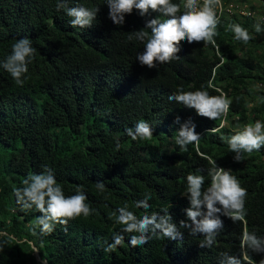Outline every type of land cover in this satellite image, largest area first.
I'll list each match as a JSON object with an SVG mask.
<instances>
[{"label": "trees", "instance_id": "trees-1", "mask_svg": "<svg viewBox=\"0 0 264 264\" xmlns=\"http://www.w3.org/2000/svg\"><path fill=\"white\" fill-rule=\"evenodd\" d=\"M57 2L0 0V61L23 37L37 49L23 87L0 68V232L15 237L5 244L0 264H220L221 252L238 256L245 228L258 236L264 231V148L236 162L227 144L245 124L264 121V33L253 29L257 22L264 27V0H246L248 14L237 9L219 14V48L182 41L179 59L157 69L140 65L136 55L143 44L128 37L158 13L141 17L134 9L117 26L108 18L105 0H69L70 7L99 8L93 26L80 29L70 26L63 10H56ZM230 2L243 4L222 0ZM232 23L254 38L247 45L237 42L228 29ZM180 89L227 93L232 104L226 120H209L169 101ZM177 117L180 123H175ZM189 119L200 141L181 149L177 131ZM139 120L151 125V139L133 141L126 135ZM208 157L231 169L247 189V224L221 216L224 228L211 248H201L203 237L181 229L182 240L154 237L132 247L131 234H125L123 247L103 250L120 231L109 215L124 204L138 217L145 215L134 207L145 193L152 196L147 215L168 210L177 226L187 220L185 178L204 175L207 187ZM45 166L54 170L65 195L82 185L96 212L70 221L66 232L57 225L51 234L38 236L31 228L40 213L21 211L13 190ZM97 181L105 184L103 193L97 191ZM31 244L39 248L38 259ZM254 259L258 264L261 256L254 254Z\"/></svg>", "mask_w": 264, "mask_h": 264}, {"label": "clouds", "instance_id": "clouds-1", "mask_svg": "<svg viewBox=\"0 0 264 264\" xmlns=\"http://www.w3.org/2000/svg\"><path fill=\"white\" fill-rule=\"evenodd\" d=\"M105 3L108 7V18L117 26H122L125 16L132 14L134 9L141 17L150 12L158 13L156 17L148 19L143 28L128 37L129 40L135 39L143 44V52H137L136 55V60L141 66L157 69L159 65L179 59L177 53L180 51L181 42L185 40L189 44L203 42L204 45L210 44L219 48L215 38L220 24L218 11L223 12L222 0H180L178 3H173L172 0H105ZM56 10L65 12L70 18L71 27L86 29L93 26L99 8L90 9L80 4L70 7L69 0H58ZM228 29L237 42L245 45L254 38L248 29L238 23L229 24ZM253 29L256 34L264 33L261 22L254 24ZM36 54L37 49L32 40L28 37L20 38L11 46V53L0 61V68L10 75L16 86L23 87L28 78L29 65L35 60ZM216 91L220 94L210 95L204 89H180L169 95L168 99L193 109L200 117L213 121L221 118L226 120L232 100L222 90ZM175 123H180L179 117ZM125 132L133 141L149 140L153 137L151 125L144 120H139L134 128H128ZM177 132L176 144L181 149L200 141L201 136L195 132V124L191 119L180 124ZM227 144L229 151L234 153L233 159L236 162L242 161L245 154L259 152L264 148V121L257 119L253 123L245 124L241 130L228 138ZM116 147L119 149V143ZM208 159L211 161V169L207 187L204 175L190 173L185 178L184 196L190 204V207L185 209L187 220H181L177 226L168 210H165L163 215H147L152 196L145 193L143 199L134 202V207L143 209L145 215L138 217L134 211L129 210L128 204L109 215V219L120 226V231L112 236V242L107 243L103 250L111 253L118 247H123L125 234H131L129 245L132 247L143 246L154 237L182 240L181 229H186L190 236L203 237L199 243L201 248H211L216 245L217 237L224 228L221 216L233 223L247 224V189L232 175L231 169L218 167L216 160L211 157ZM22 185L13 190L15 203L26 214L33 210L40 213L31 228L33 235H49L57 225L62 226L66 232L70 221L81 217L87 219L96 212L86 202L88 197L82 185L75 187L74 194L65 195L63 186L56 180L55 172L50 167L45 166L41 172L27 175L22 180ZM95 187L101 193L106 188L102 181L95 182ZM5 236L6 240H0V253L4 251L5 244L15 239L12 235L0 232V237ZM31 252L37 253L39 248L31 244ZM254 254L261 256L258 264H264V231L258 236L255 231L245 228L241 234L239 255L221 252L220 264H257Z\"/></svg>", "mask_w": 264, "mask_h": 264}, {"label": "built area", "instance_id": "built-area-1", "mask_svg": "<svg viewBox=\"0 0 264 264\" xmlns=\"http://www.w3.org/2000/svg\"><path fill=\"white\" fill-rule=\"evenodd\" d=\"M234 9L239 10L238 11L239 13H243V14H248L249 13L246 9H244V6L243 7H239L237 5L232 4L231 2L227 3V4H225V3L223 4V10H225L227 12H229L231 10H234ZM219 14H220V12L218 11V15Z\"/></svg>", "mask_w": 264, "mask_h": 264}, {"label": "rangeland", "instance_id": "rangeland-1", "mask_svg": "<svg viewBox=\"0 0 264 264\" xmlns=\"http://www.w3.org/2000/svg\"><path fill=\"white\" fill-rule=\"evenodd\" d=\"M252 2H253V0H251ZM234 2V1H233ZM232 4H234V5H238L237 3H232ZM244 5H246V0H243V4L241 5L242 7L244 6ZM223 12H225V13H230V11L229 12H227V11H225V10H223ZM241 14H243V13H241ZM41 263V262H40Z\"/></svg>", "mask_w": 264, "mask_h": 264}, {"label": "water", "instance_id": "water-1", "mask_svg": "<svg viewBox=\"0 0 264 264\" xmlns=\"http://www.w3.org/2000/svg\"><path fill=\"white\" fill-rule=\"evenodd\" d=\"M34 254H35V258H36V259H38V256H37V254H36V253H34Z\"/></svg>", "mask_w": 264, "mask_h": 264}]
</instances>
